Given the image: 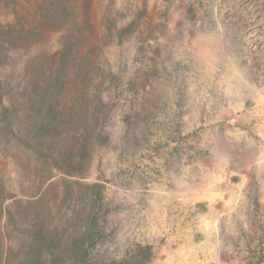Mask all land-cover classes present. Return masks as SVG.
<instances>
[{
  "label": "rangeland",
  "instance_id": "1",
  "mask_svg": "<svg viewBox=\"0 0 264 264\" xmlns=\"http://www.w3.org/2000/svg\"><path fill=\"white\" fill-rule=\"evenodd\" d=\"M10 28L0 264H264L209 175L251 152L264 0H0Z\"/></svg>",
  "mask_w": 264,
  "mask_h": 264
},
{
  "label": "crops",
  "instance_id": "2",
  "mask_svg": "<svg viewBox=\"0 0 264 264\" xmlns=\"http://www.w3.org/2000/svg\"><path fill=\"white\" fill-rule=\"evenodd\" d=\"M249 113V118H237L242 121L237 144L243 149L251 143L250 154L242 151L218 172L209 168L214 207L222 221L235 220L238 229L264 218V96Z\"/></svg>",
  "mask_w": 264,
  "mask_h": 264
},
{
  "label": "trees",
  "instance_id": "3",
  "mask_svg": "<svg viewBox=\"0 0 264 264\" xmlns=\"http://www.w3.org/2000/svg\"><path fill=\"white\" fill-rule=\"evenodd\" d=\"M15 35L14 33V30H12V28L8 29V30H4V31H1L0 32V62L2 60H4V57L6 58V56H8V53H10V51L13 49L12 46L14 45L13 43V36ZM50 82H53V81H48L46 80L45 81V84L47 86H49V84H51ZM59 84V81H56L55 82V86ZM5 86L0 88V97L2 99V97L5 96ZM43 92L45 90V88L43 87ZM5 115L7 117V120H9L12 115V108H8L6 109L5 111ZM6 119V118H5ZM48 123H46L45 125H43L42 127H40V131H47L49 129L48 127Z\"/></svg>",
  "mask_w": 264,
  "mask_h": 264
}]
</instances>
